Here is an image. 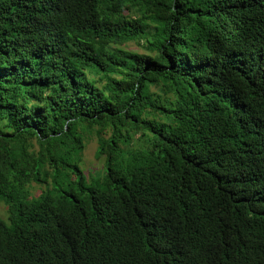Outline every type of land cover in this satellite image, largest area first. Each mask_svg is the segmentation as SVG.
Masks as SVG:
<instances>
[{"label":"trees","instance_id":"trees-1","mask_svg":"<svg viewBox=\"0 0 264 264\" xmlns=\"http://www.w3.org/2000/svg\"><path fill=\"white\" fill-rule=\"evenodd\" d=\"M0 204V264H264V0H0Z\"/></svg>","mask_w":264,"mask_h":264},{"label":"rangeland","instance_id":"rangeland-1","mask_svg":"<svg viewBox=\"0 0 264 264\" xmlns=\"http://www.w3.org/2000/svg\"><path fill=\"white\" fill-rule=\"evenodd\" d=\"M92 160V151L89 152L88 154V161H91ZM90 164H93V165H99L97 162H90ZM5 216V207L3 204H0V217H4Z\"/></svg>","mask_w":264,"mask_h":264}]
</instances>
